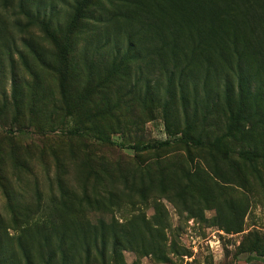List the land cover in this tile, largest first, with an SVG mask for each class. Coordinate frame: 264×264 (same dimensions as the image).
<instances>
[{"label": "rangeland", "instance_id": "obj_1", "mask_svg": "<svg viewBox=\"0 0 264 264\" xmlns=\"http://www.w3.org/2000/svg\"><path fill=\"white\" fill-rule=\"evenodd\" d=\"M0 264H264V0H0Z\"/></svg>", "mask_w": 264, "mask_h": 264}, {"label": "trees", "instance_id": "obj_2", "mask_svg": "<svg viewBox=\"0 0 264 264\" xmlns=\"http://www.w3.org/2000/svg\"><path fill=\"white\" fill-rule=\"evenodd\" d=\"M132 45V44H131ZM126 57V56H125ZM243 82H244V78H240V85L241 87H243ZM229 91H230V87L228 88ZM244 92V89H241V94H243ZM72 96H74L76 98V102H79V103H83V100L84 98L82 97L81 94H72ZM76 105L74 104V107ZM73 107V108H74ZM175 142H184V143H187L189 144L190 142L196 144V145H200L202 143V141L199 139V138H196L195 136H193L189 131H185L183 133V137L178 139V140H174ZM174 141H170V140H165V141H161V142H158V143H148V144H143V145H132V146H129V148L131 149H134L135 151L137 152H148V151H154V150H160L162 148H165V147H168V146H171L173 144ZM220 140H217L215 142H208V145L209 147H220L219 144H220ZM240 155H242L243 157L246 156V152H242Z\"/></svg>", "mask_w": 264, "mask_h": 264}]
</instances>
